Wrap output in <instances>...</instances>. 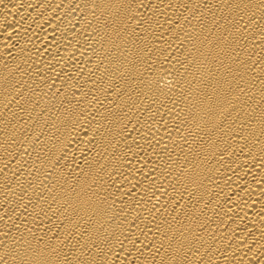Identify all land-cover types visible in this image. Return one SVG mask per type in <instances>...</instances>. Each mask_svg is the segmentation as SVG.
Returning a JSON list of instances; mask_svg holds the SVG:
<instances>
[{
	"label": "bare ground",
	"instance_id": "obj_1",
	"mask_svg": "<svg viewBox=\"0 0 264 264\" xmlns=\"http://www.w3.org/2000/svg\"><path fill=\"white\" fill-rule=\"evenodd\" d=\"M0 264H264V0H0Z\"/></svg>",
	"mask_w": 264,
	"mask_h": 264
}]
</instances>
